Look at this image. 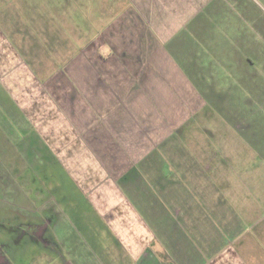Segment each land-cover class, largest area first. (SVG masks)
<instances>
[{"label": "crops", "instance_id": "0c3cea01", "mask_svg": "<svg viewBox=\"0 0 264 264\" xmlns=\"http://www.w3.org/2000/svg\"><path fill=\"white\" fill-rule=\"evenodd\" d=\"M46 1L0 0V167L59 171L45 199L82 223V256L61 264H261V240H236L230 194L207 185L193 204L216 169L210 129L194 122L208 72L225 68L213 46L227 37L211 29L252 0H78L91 11L68 34L58 8L70 0L56 15ZM230 156L218 163L227 185ZM32 212L58 242L55 209Z\"/></svg>", "mask_w": 264, "mask_h": 264}, {"label": "rangeland", "instance_id": "374dc122", "mask_svg": "<svg viewBox=\"0 0 264 264\" xmlns=\"http://www.w3.org/2000/svg\"><path fill=\"white\" fill-rule=\"evenodd\" d=\"M38 2L40 4L43 0ZM46 2H51L50 9L53 12L57 8L54 7L55 4L64 1L47 0ZM69 4L67 10H63L65 7L58 8L71 22L64 25L67 34L73 33L78 24L82 26V18L86 12L91 11V8L85 10V7L78 5V0H70ZM232 7L236 11L230 8L224 18L226 24L219 22L211 29L213 32L223 31L227 37L224 38L221 49L220 43L213 46L214 52L215 50L223 52L221 58L225 68L211 74L208 72L207 86L202 88L208 104L203 113L194 120L196 126L207 127L212 134L210 137L207 136L205 147L207 153L212 151L213 161L215 160L214 172L208 170V174L214 177V183L194 184L196 189L202 191L193 204L201 206L207 203L204 193L207 185L208 189L214 191V199L221 194H230L232 198L229 199L230 215L242 219L239 225L241 236L236 240L239 242L243 239H256L264 243V78L258 76L259 74L264 77V4L259 0H252L235 3ZM53 14H58V11L55 10ZM206 113H209V116ZM254 132H257V135ZM196 137L199 142L205 143L206 136L203 133L197 134ZM20 152L29 158L32 154L26 151L24 153L22 150ZM226 153L231 155L229 162L237 164L236 169L233 168L234 166L230 168L229 185L227 182L223 183L222 177L223 175L225 177L228 171L226 172L225 167L223 169L218 166V163L221 164V158H226ZM12 154L13 162L22 163L17 152ZM3 167H0V218L2 219L3 215L7 217L2 219L6 227L14 225L25 228L38 223L32 212L37 209H55L58 217V224L53 227L58 242L50 240L49 236L43 233L38 238H33L35 241L26 248L21 243L20 251L23 250L24 255L12 258L10 264H61L63 255L70 256L71 253H75L82 256L79 253L82 249L73 244L75 241L77 243V239L71 229L74 222L79 225L78 227L82 226L81 221L74 220V216L66 211L63 202L45 199L51 196L48 188L52 180L57 179L59 171L41 168L35 174L34 169L21 167L22 173L16 174L18 168ZM228 186L229 190H227ZM250 211L254 214L247 215ZM13 212L21 215L13 218L11 216ZM256 219L257 222H261L259 226L256 224ZM5 229L8 231L7 228ZM107 246L106 249L111 252L112 245L108 241ZM259 254L261 264H264V247L260 249Z\"/></svg>", "mask_w": 264, "mask_h": 264}, {"label": "flooded vegetation", "instance_id": "af4514ba", "mask_svg": "<svg viewBox=\"0 0 264 264\" xmlns=\"http://www.w3.org/2000/svg\"><path fill=\"white\" fill-rule=\"evenodd\" d=\"M19 214L20 213L13 212L11 216L15 218L19 217ZM3 218L7 217L3 215L2 219ZM2 219L0 218V229L2 228V230H0V264H10L12 258L15 259L16 257L19 258L24 255V251H20L21 243L24 248H26L35 241L33 238H38L43 233L47 234L46 226L42 222L38 221V223L31 224L30 227L25 226V228L23 226L21 228L14 225L6 227ZM5 228H7L8 231H6ZM23 238H25V240H22Z\"/></svg>", "mask_w": 264, "mask_h": 264}]
</instances>
